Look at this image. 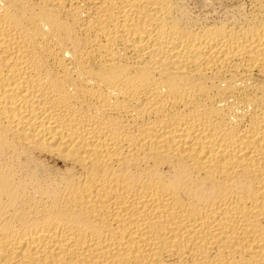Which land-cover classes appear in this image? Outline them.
<instances>
[{
    "label": "bare ground",
    "instance_id": "6f19581e",
    "mask_svg": "<svg viewBox=\"0 0 264 264\" xmlns=\"http://www.w3.org/2000/svg\"><path fill=\"white\" fill-rule=\"evenodd\" d=\"M0 264H264V0H0Z\"/></svg>",
    "mask_w": 264,
    "mask_h": 264
}]
</instances>
